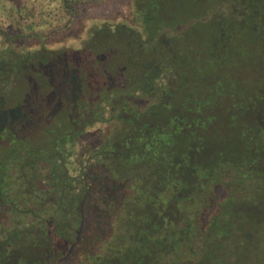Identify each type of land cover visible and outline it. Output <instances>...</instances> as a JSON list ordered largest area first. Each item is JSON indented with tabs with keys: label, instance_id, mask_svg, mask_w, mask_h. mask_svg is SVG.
I'll return each instance as SVG.
<instances>
[{
	"label": "trees",
	"instance_id": "trees-1",
	"mask_svg": "<svg viewBox=\"0 0 264 264\" xmlns=\"http://www.w3.org/2000/svg\"><path fill=\"white\" fill-rule=\"evenodd\" d=\"M109 1L0 0V264H264V0Z\"/></svg>",
	"mask_w": 264,
	"mask_h": 264
},
{
	"label": "rangeland",
	"instance_id": "rangeland-1",
	"mask_svg": "<svg viewBox=\"0 0 264 264\" xmlns=\"http://www.w3.org/2000/svg\"><path fill=\"white\" fill-rule=\"evenodd\" d=\"M129 0H110L106 4L94 6L90 13L87 14V22L83 24H89L92 22L100 21L103 19H115L117 16L127 17L129 15L128 10ZM57 39L61 38V33L55 35ZM234 264H255L254 259L251 257L237 258Z\"/></svg>",
	"mask_w": 264,
	"mask_h": 264
}]
</instances>
